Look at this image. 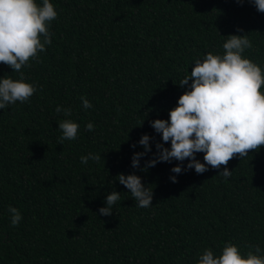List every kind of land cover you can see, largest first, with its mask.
<instances>
[{
    "label": "trees",
    "instance_id": "16d2710c",
    "mask_svg": "<svg viewBox=\"0 0 264 264\" xmlns=\"http://www.w3.org/2000/svg\"><path fill=\"white\" fill-rule=\"evenodd\" d=\"M51 2L52 42L20 70L36 91L0 109V264H196L205 247L219 254L226 241L264 254V145L203 173H172L175 159L141 170L157 142L170 146L150 121L168 118L196 58L246 33L243 55L264 68V12L252 0ZM11 71L0 62V76L17 78ZM57 105L71 108L76 139L59 141ZM144 133L151 150L133 168ZM89 152L100 159L82 164ZM121 172L141 177L152 205L137 206ZM113 190L120 200L99 214ZM9 205L22 216L15 226Z\"/></svg>",
    "mask_w": 264,
    "mask_h": 264
},
{
    "label": "clouds",
    "instance_id": "9594fccd",
    "mask_svg": "<svg viewBox=\"0 0 264 264\" xmlns=\"http://www.w3.org/2000/svg\"><path fill=\"white\" fill-rule=\"evenodd\" d=\"M258 11L264 12V0H252ZM57 17V11L51 0H0V62L17 72L18 77L0 76V109H5L17 101L26 102L36 91L33 82L28 81L22 67L29 59H35L38 52L51 44L49 32L51 21ZM252 42L245 34H229L222 44V52H206L202 58H196L191 69L178 84L186 90L178 97L176 105L169 109L168 118H156L150 121L154 130L161 135L163 142H157V152L148 159L142 171L155 166L157 162H178L172 166V173L194 168L203 173L208 166L220 168L227 165L234 156L244 157L248 150L264 145V68L243 55L251 48ZM191 83L189 84V78ZM82 107H92L84 96L80 97ZM57 113L64 118L57 121L60 130L59 141L74 140L79 124L71 118V108L57 105ZM85 127L92 131L94 124L88 121ZM150 136L144 133L138 143L143 151L134 152L131 158L133 168L140 167V158L149 152ZM135 147V145H132ZM203 153V162L196 153ZM187 158V164L182 162ZM100 159L99 154L89 152L81 155L80 162ZM226 166L220 175L231 176ZM119 183L131 193L138 207H149L153 198L141 177L135 173L117 174ZM175 182L177 177L171 175ZM120 200V192L113 190L104 198V206L98 212L107 216L112 206ZM11 225H17L22 219L20 211L8 206ZM254 248V251H253ZM196 264H264V254L259 245L249 246L246 252L231 242H224L219 254L211 247H205L198 254Z\"/></svg>",
    "mask_w": 264,
    "mask_h": 264
}]
</instances>
